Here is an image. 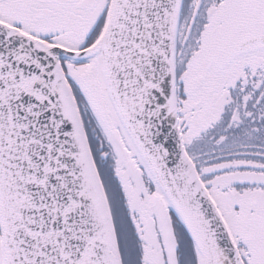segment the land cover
<instances>
[{
    "label": "snow or ice",
    "instance_id": "snow-or-ice-1",
    "mask_svg": "<svg viewBox=\"0 0 264 264\" xmlns=\"http://www.w3.org/2000/svg\"><path fill=\"white\" fill-rule=\"evenodd\" d=\"M0 264H264V0H0Z\"/></svg>",
    "mask_w": 264,
    "mask_h": 264
}]
</instances>
